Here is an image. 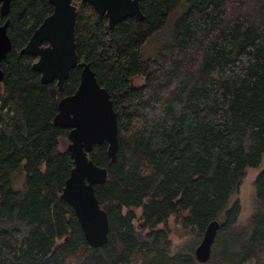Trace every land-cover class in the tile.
<instances>
[{
  "label": "trees",
  "instance_id": "obj_1",
  "mask_svg": "<svg viewBox=\"0 0 264 264\" xmlns=\"http://www.w3.org/2000/svg\"><path fill=\"white\" fill-rule=\"evenodd\" d=\"M75 5L79 64H90L117 114V161L107 143L89 154L108 171L95 192L109 240L91 247L61 198L74 159L61 147L70 129L54 118L82 68L62 92L42 84L37 58L21 50L53 6L12 0L7 16L0 3L12 42L0 82V264H201L194 245L171 252L173 216L199 234L221 223L206 264H264V169L246 223L237 198L264 158V0H143L142 21L113 29L90 4ZM170 22L166 41L148 53Z\"/></svg>",
  "mask_w": 264,
  "mask_h": 264
},
{
  "label": "water",
  "instance_id": "obj_2",
  "mask_svg": "<svg viewBox=\"0 0 264 264\" xmlns=\"http://www.w3.org/2000/svg\"><path fill=\"white\" fill-rule=\"evenodd\" d=\"M74 0H49L53 13L35 30L22 54L33 56L37 61L33 68L41 73L42 84L56 82L63 91L72 70L82 68L80 84L76 92L62 98L57 126L70 129L68 151L74 159V168L66 180L61 198L75 211L85 239L91 247L105 246L109 240L110 224L107 212L102 209L96 196L95 186L106 182L108 171L90 159L96 145L108 144V156L116 162L119 152L117 114L109 92L100 85L90 64H79L76 51V20L78 8ZM143 0H82L90 4L100 16L106 15L113 29L127 18L144 19L140 3ZM12 0H0L1 13L7 16ZM8 24L0 27V82L3 81L2 61L11 51ZM221 223L210 222L200 244L195 249V258L201 264L210 261L213 246Z\"/></svg>",
  "mask_w": 264,
  "mask_h": 264
},
{
  "label": "rangeland",
  "instance_id": "obj_3",
  "mask_svg": "<svg viewBox=\"0 0 264 264\" xmlns=\"http://www.w3.org/2000/svg\"><path fill=\"white\" fill-rule=\"evenodd\" d=\"M179 13L175 14L172 18V20L177 17ZM171 20V22H172ZM171 22L167 25L165 30L159 34L158 39H154L150 45L147 48L148 53H154V51L160 47L168 38V33L171 30ZM70 144V140H62L61 147L62 149H68V146ZM264 169V158L263 162L260 168L258 169H248L246 173V177L242 183V186L240 188V193L237 196V198L241 201L242 204V214L240 221L242 223H246V221L252 216V214L255 211L256 207V192H255V179L260 173V171ZM16 187L21 188L22 187V178L19 177V179L16 182ZM140 216L141 212H137ZM168 227L170 229V239L172 242L171 246V252L176 253L180 250L187 249L190 245H194L193 252H195L196 247L200 244L204 233L199 234L195 231L185 229L183 226V220L181 216H173L169 222ZM195 256V254H194ZM196 259V258H195ZM140 260H134L132 264H140Z\"/></svg>",
  "mask_w": 264,
  "mask_h": 264
},
{
  "label": "flooded vegetation",
  "instance_id": "obj_4",
  "mask_svg": "<svg viewBox=\"0 0 264 264\" xmlns=\"http://www.w3.org/2000/svg\"><path fill=\"white\" fill-rule=\"evenodd\" d=\"M75 1H76V0L73 1L74 5H75ZM80 1L82 2V0H80ZM86 4H88V3H86ZM140 5H141V3H140ZM75 6H76V5H75ZM77 8H78V6H77ZM104 16H106V15H104ZM106 17H107V16H106ZM107 19H108V18H107Z\"/></svg>",
  "mask_w": 264,
  "mask_h": 264
}]
</instances>
